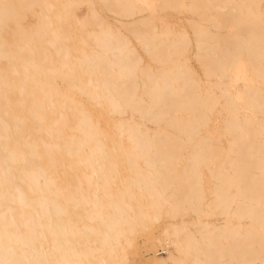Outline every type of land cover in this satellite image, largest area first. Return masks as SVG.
Here are the masks:
<instances>
[{"label": "bare ground", "instance_id": "obj_1", "mask_svg": "<svg viewBox=\"0 0 264 264\" xmlns=\"http://www.w3.org/2000/svg\"><path fill=\"white\" fill-rule=\"evenodd\" d=\"M0 260L264 264V0H0Z\"/></svg>", "mask_w": 264, "mask_h": 264}, {"label": "rangeland", "instance_id": "obj_2", "mask_svg": "<svg viewBox=\"0 0 264 264\" xmlns=\"http://www.w3.org/2000/svg\"><path fill=\"white\" fill-rule=\"evenodd\" d=\"M95 3L97 4V7L101 8L103 10V8L101 6V3H98L97 1H95ZM159 12H160V14L162 16H165V17H168V18H174V19L178 20V23H176V25H175L177 28H179L180 25H185L186 28L189 31H191V27H190L189 23L187 22V17L188 16H192L189 12H184L183 14H179V13H176L171 8L160 9ZM112 16H114V14L109 13L108 18L110 20H112V22H114V23L116 22L118 24L119 22L116 21L117 17L114 18ZM181 17H183V19L179 20V18H181ZM31 23H33V21L29 20L28 24H31ZM132 40H133V44L138 48V50L140 52H142L144 63H148L149 62L151 65L156 66L155 62H153L152 60H149L147 58V56L145 55L144 51L136 43V40L134 38H132ZM193 51H194V41L192 40L191 44H190V53H192ZM191 64L193 65V67L196 68V70L199 72V75L202 77L203 76V69H202L201 64H199L195 59H191ZM235 75H236V78H237L236 80H237L238 86H241L244 83V81H245L244 72L243 71H238ZM132 116H133L134 120H136L138 122L142 121V122L146 123V121H144V119H142L140 114H138L136 111L132 112ZM152 127L156 128L155 123H152ZM164 220H165V217L163 215V217L160 219V221L157 222L154 225L152 235L151 234L150 235L138 234L136 236L135 245H136L137 248H140V250H141V252H142V254L144 255L145 258L151 257L154 254V251L156 250V247H157V250H158V252H157L158 256L166 255V252L159 246L156 238L154 237V236H156V235H158L160 233V230H161L160 224Z\"/></svg>", "mask_w": 264, "mask_h": 264}, {"label": "snow or ice", "instance_id": "obj_3", "mask_svg": "<svg viewBox=\"0 0 264 264\" xmlns=\"http://www.w3.org/2000/svg\"><path fill=\"white\" fill-rule=\"evenodd\" d=\"M0 264H8L7 261L0 260Z\"/></svg>", "mask_w": 264, "mask_h": 264}]
</instances>
